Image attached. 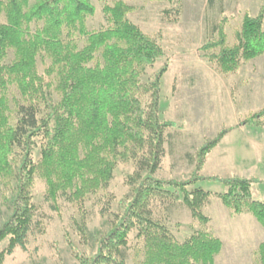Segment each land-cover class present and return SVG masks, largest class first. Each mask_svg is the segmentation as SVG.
Returning <instances> with one entry per match:
<instances>
[{
  "label": "trees",
  "instance_id": "1",
  "mask_svg": "<svg viewBox=\"0 0 264 264\" xmlns=\"http://www.w3.org/2000/svg\"><path fill=\"white\" fill-rule=\"evenodd\" d=\"M7 20L0 23V180L12 193L11 214L0 228V264L18 246H25L33 218V188L38 175L46 179L49 197L70 190L81 210L85 199L100 191L112 178L117 161L136 160L144 175L132 200L112 229L100 240L97 252L80 257L79 264H128L125 245L130 232L144 237L143 261L138 264H214L222 242L201 231L185 243L177 242L168 228L153 220L149 205L154 198L183 200L201 220L209 196L198 182H217L227 189L220 194L224 204L237 213L249 211L264 226V201L256 200L253 177H214L201 174L207 155L229 129L205 143L197 167L187 180H165L155 173L164 150L165 129L171 122L159 118V87L147 111L141 100V77L148 66L164 57L156 39L144 33L128 14L131 8L119 1L106 5L110 26L90 32L86 18L95 13L89 0H41L33 7L28 0H0ZM264 9L246 14L236 43L229 45L223 31L206 45L210 59L224 72L235 71L243 61L264 54ZM86 36L80 47L77 36ZM218 49V50H216ZM14 59L8 62L10 52ZM48 58L44 73L37 58ZM14 86L21 99L9 92ZM54 86V88H53ZM55 90L59 100L51 98ZM47 111L42 114V110ZM264 120V109L248 120ZM41 137V156H35L36 138ZM143 158H139L140 153ZM8 198V197H7ZM8 241V247L2 243ZM264 264V242L260 246Z\"/></svg>",
  "mask_w": 264,
  "mask_h": 264
},
{
  "label": "rangeland",
  "instance_id": "2",
  "mask_svg": "<svg viewBox=\"0 0 264 264\" xmlns=\"http://www.w3.org/2000/svg\"><path fill=\"white\" fill-rule=\"evenodd\" d=\"M40 1L28 0V6ZM89 1L95 7V13L86 18L90 32L107 29L110 23L104 7L122 1L131 8L128 18L164 50V57L148 66L141 77L143 89H149L167 67L160 80L158 114L162 121L172 125L165 129L164 150L155 175L165 180L189 179L197 167L202 146L229 129L207 155L201 174L261 180L252 191L256 200L264 201V120L256 118L254 123H248L264 109V54L243 61L235 71L224 72L218 62L210 59L209 53L215 50L205 48L219 38L221 31L229 45L236 43V33L242 29L245 15L257 16L264 9V0ZM6 20L5 12L0 11V23ZM86 39L77 36L80 47ZM14 56L11 51L8 62ZM37 63L43 74L50 60L38 56ZM145 89L141 100L148 111L154 101V89ZM9 96L13 117L17 111L13 98L20 100L21 96L14 86ZM51 98L57 102L59 94L54 90ZM41 139L36 138L37 159L41 156ZM140 168L135 159L117 161L111 180L85 199L82 210L73 202L70 190L58 192L57 199L52 200L46 179L38 175L27 243L16 247L3 264H79L80 257L93 256L101 238L132 200L139 177L145 174ZM194 188L209 193L201 207L204 220L196 217L183 200L167 198L151 201L150 217L165 225L179 243L189 241L201 231L218 238L222 248L215 255L214 264H261L264 226L256 216L227 207L220 197L227 188L220 183L202 181L191 187ZM12 197L0 180V228L11 214ZM2 246L7 248L8 241ZM124 250L128 264L143 261L144 237L138 229L130 232Z\"/></svg>",
  "mask_w": 264,
  "mask_h": 264
}]
</instances>
